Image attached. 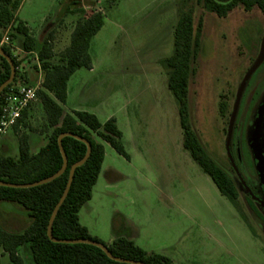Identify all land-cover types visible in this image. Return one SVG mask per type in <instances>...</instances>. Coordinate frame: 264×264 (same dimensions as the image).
Returning <instances> with one entry per match:
<instances>
[{"label":"rangeland","instance_id":"1","mask_svg":"<svg viewBox=\"0 0 264 264\" xmlns=\"http://www.w3.org/2000/svg\"><path fill=\"white\" fill-rule=\"evenodd\" d=\"M84 1L95 6H86ZM112 1L83 0L79 6L84 11L82 18L103 11L106 23L92 41L94 70L82 69L72 77L66 110L93 111L104 122L108 114L118 116L119 99H114L124 96L131 127L122 121L120 128L131 160L103 143V172L94 200L80 212L82 224L103 243L124 237L149 253L170 258L172 264H264V243L258 238L257 219L247 201L251 190L227 149L242 91L232 140H241L244 146L245 177L256 183L253 164L259 167L261 163L264 175V127L259 134L255 126L264 113L263 13L258 8L247 12L239 6L219 17L198 0ZM66 2L25 0L21 17L29 19L33 28L47 19L45 32L38 33L39 45L51 35L55 39L56 29L66 26L61 17L55 19ZM182 10H192L196 30L201 24L189 86L190 122L208 154L235 181L240 207L221 195L183 145L178 104L160 64L173 54L174 28ZM17 47L20 43L14 41V56L25 57ZM64 48V43L56 45V61ZM33 65L28 62L26 70H36ZM132 90L140 101H131ZM222 101L228 105L225 118L220 112ZM25 124L18 133L5 136L13 145L22 133L38 134L48 141L52 131L47 130L41 101L29 112ZM109 166L114 173L107 184L104 173ZM8 220L0 216V223L12 228ZM20 255L26 264H34L27 248H22ZM9 263L8 254L0 248V264Z\"/></svg>","mask_w":264,"mask_h":264},{"label":"trees","instance_id":"2","mask_svg":"<svg viewBox=\"0 0 264 264\" xmlns=\"http://www.w3.org/2000/svg\"><path fill=\"white\" fill-rule=\"evenodd\" d=\"M24 0H0V46L12 57L16 69L19 66L13 54V43L18 41L25 53H36L42 68V89L39 99L47 120V130L52 133L47 144L38 154L30 153L28 134L19 135V154L17 157L5 156L1 149L0 138V181L11 184H33L52 177L63 166L64 160L59 147V137L65 133H73L88 140L92 145L91 156L79 167L74 176L69 194L60 207L52 228L53 237L64 240H93L108 246L110 252L119 258L139 261L145 264H172L170 258L149 253L124 237L111 243H103L93 237L80 222V212L92 200L105 160V147L109 144L119 155L126 159L129 156L123 145V134L113 117L102 123L97 116L89 112L76 111L66 113L64 105L68 97V83L80 69H92L90 46L93 38L105 25V14L96 11L87 18L77 21L71 36L70 46L54 59V37L51 35L41 45L30 34V30L22 23H15V15ZM86 6L95 3L84 1ZM116 0L112 1L115 3ZM205 9L219 17H226L235 8L241 6L251 12L258 8L264 15V0H198ZM82 0H74L73 5H82ZM192 10H182L179 21L174 28L173 54L160 61L168 80V88L173 94L179 108L180 123L183 130V145L193 160L216 184L222 196L240 207V193L235 181L206 151L198 134L190 122L189 86L194 74V61L200 47V30L194 27ZM10 27L11 44H2L5 31ZM11 66L0 55V87L9 80ZM19 72L16 71V80ZM14 84L7 87L6 93ZM0 97V107H1ZM228 105L222 101L221 116H227ZM28 111L14 128L16 133L25 124ZM26 125V124H25ZM236 128V124H235ZM68 157V168L56 180L37 187L16 189L0 187V203L18 206L25 211L29 222L18 230H13L0 223V247L8 254L9 264H26L20 255L22 248H27L34 264H124L111 260L103 250L88 244H60L52 242L48 237V227L56 206L67 187L73 165L82 161L88 151L87 145L73 137L62 140ZM234 145V138L231 148ZM250 209L256 212L253 200L247 197Z\"/></svg>","mask_w":264,"mask_h":264},{"label":"crops","instance_id":"3","mask_svg":"<svg viewBox=\"0 0 264 264\" xmlns=\"http://www.w3.org/2000/svg\"><path fill=\"white\" fill-rule=\"evenodd\" d=\"M99 1H102V0H99ZM24 3H25V0L23 1L20 9L17 11V13L15 15V21L14 22L15 23L22 22L30 30V34L31 35H32L33 31L37 32V35H32V36L37 41H39V36L40 35H38V33L39 34H43V32H45V28H46V24H47L46 20L47 19L44 20L43 24L41 26H39V28H33L32 25L30 24L29 19L21 17V12L23 10ZM66 3H67L66 5H64L63 7H61L58 10V12L56 13V16H55V19L56 20L61 17L60 20H63L65 22V25L66 26L64 28H58V29H56V36H55V39L53 40V45L55 44V46H54V54H56V52H57L56 51L57 50L56 49V45H58L60 43H64L65 48L62 51H64L67 47L70 46L71 36H72L73 31H74L75 25H76L77 21L84 16L83 15L84 11H83L82 7H79L80 5H78V7H75V8H72L70 6V5H72L74 3V0H67ZM105 20H106V17H105ZM105 23H106V21H105ZM94 38H93V40H94ZM91 46H92V42H91ZM91 46H90V50H91ZM16 49L19 52H21L22 54H24V52L21 50V48L17 47ZM23 56H25V57H31L32 58V57H36L37 55L36 54H34V55L33 54L32 55H26V53H25V55H23ZM90 56H91L92 61L94 63V60H93V57H92L91 53H90ZM33 67H35V64L33 65ZM83 69H85V68H83ZM80 70H82V69H80ZM87 70H89L90 72H93L94 69L92 68V69H87ZM34 71L27 70V78L32 83L33 82L35 83L38 80V75H39L36 70H34ZM72 77H71V79H72ZM71 79H70V81H71ZM70 81L68 83V97H67V102L63 106L64 107V110L66 111V113H73V112H76V111L89 112V113H92L95 116H97V118L99 119V116L95 112H93V111L82 110V109L81 110H79V109H69L68 111L66 110V106H67V104L69 102V99H70ZM116 93L118 95V92H116ZM136 93L137 92H135L133 90H132V92L129 93V95L131 96V101L132 102H134L135 100L140 101V98L141 97L140 96L139 97L136 96ZM123 98L125 99L124 96H123ZM123 98H118V96H117L114 99V100H117V101L119 99L118 103H119V106L120 107H119V110H118L119 112L117 113L118 116H114L113 114H108L106 116V120L104 122H102L99 119L102 123H105L106 121H108L109 119H111V118L114 117L117 120V124H118V127H119L120 130H121L120 123H122V121L125 122L127 128L131 127L130 114L127 112V110H126V107L127 106L125 105L126 99H125V102H124ZM79 108H82V107H79ZM95 109H98L97 106L95 107ZM121 132L123 134V138H122L123 145H124L125 150H126L128 156H129V159H126V158L125 159L127 161H130L131 160V155H130V152H129L126 144H125V134H124V132L122 130H121ZM5 136L1 137V149H2V153L5 156L17 157L18 154H19V146H20L19 145V138L18 137H15L16 145H13L12 141L10 139L6 138ZM28 137H29L30 153L32 155L38 154L39 151L41 150V148H43L47 144V140L41 139V137L38 136V134H28ZM105 160H106V149H105ZM105 160H104V163H105ZM103 166H104V164H103ZM102 172H103V167H102L101 174H102ZM113 173H114L113 167L112 166H109L106 169L105 173H104V176L107 179V184L111 183V181H110V175H112ZM101 174H100V176H101ZM99 179H100V177H99ZM98 182H99V180H98ZM97 185H98V183L96 184V186L94 188L93 197H92V200L90 202H92L94 200V198H95L94 194H95V190H96ZM106 187L108 188L109 185H107ZM3 204H5V203H0V216L1 217L4 216V217H6V219H9L8 220V223H10V224L13 223V226H12V229L13 230H18V229H20L23 226V224H27L29 222V217H28L27 213H25V211L21 210L18 206L11 204V207H4ZM10 210H13V212H11V214L8 213ZM9 215L10 216L12 215V216L11 217H8ZM80 222H81V215H80ZM81 224H82V222H81ZM83 226H85V225H83ZM85 227L89 230V228L87 226H85ZM89 232H90V230H89ZM90 234H91V232H90ZM113 240H115V239H110L108 241V244L111 243ZM3 252H4V250H3Z\"/></svg>","mask_w":264,"mask_h":264},{"label":"water","instance_id":"4","mask_svg":"<svg viewBox=\"0 0 264 264\" xmlns=\"http://www.w3.org/2000/svg\"><path fill=\"white\" fill-rule=\"evenodd\" d=\"M0 55L4 59H6L8 61V63L10 64V66H11V76H10L9 80H7L0 87V96H1V94L4 92V90L7 87H9L15 81V78H16V67H15V64H14V61H13L12 57H10L6 52H4V50L2 49L1 46H0ZM241 93H242V91H239V95H238V98H237L235 110H234V113H233V118H232V121H231V124H230V128H229L228 142H227V149H228L229 153H230V145H231L233 129H234V125H235V120H236V116H237V111H238V107H239L240 100H241ZM258 128H259V123L257 124V129H256L257 133H259V129ZM65 137H73V138H75L77 140H80V141L84 142L87 145V147H88V151H87V154H86L85 158L82 161L78 162L77 164L73 165L72 168H71L70 177H69V181H68L67 187L65 189V192H64L61 200L59 201L58 205L56 206V208L54 210V213L52 215V218H51V221H50V224H49V227H48V237H49V239L52 242H54V243H60V244H88V245H92V246L98 247L101 250H103L105 252V254L111 260L116 261V262H120V263H124V264H145V263L139 262V261H132V260L124 259V258L115 257L110 252L108 246H106V245H104V244H102L100 242H96V241H93V240H64V239H56V238L53 237L52 228H53V224H54L56 215H57L60 207L63 205L66 197L69 194L70 188H71L73 180H74L75 172H76V170L79 167L83 166L88 161V159L91 156L92 145H91V143L88 140H86V139H84L82 137H79V136H77V135H75L73 133H65V134L61 135L59 137L58 143H59V147H60V150H61V154L63 156L64 163H63L62 169L58 173H56L55 175H53L50 178H47L45 180H42L40 182L33 183V184H21L20 185V184H11V183L1 182L0 181V187H9V188H16V189L32 188V187H37V186H40V185H43V184L50 183V182L56 180L57 178H59L61 175H63L65 173V171L67 170V168H68V157H67V154H66L65 149H64L63 144H62V140Z\"/></svg>","mask_w":264,"mask_h":264},{"label":"built area","instance_id":"5","mask_svg":"<svg viewBox=\"0 0 264 264\" xmlns=\"http://www.w3.org/2000/svg\"><path fill=\"white\" fill-rule=\"evenodd\" d=\"M83 1V0H82ZM2 44L10 45V27L5 31ZM34 55L36 53H26V55ZM25 55V52H24ZM37 55V54H36ZM19 63L16 71L19 72V78L10 90L1 94L0 107V138L14 131V128L23 119L26 111L28 113L32 110L34 105L40 101L39 92L42 89V68L39 58L36 57H16ZM32 61L38 75V80L32 83L27 78V63ZM16 80V78H15Z\"/></svg>","mask_w":264,"mask_h":264},{"label":"flooded vegetation","instance_id":"6","mask_svg":"<svg viewBox=\"0 0 264 264\" xmlns=\"http://www.w3.org/2000/svg\"><path fill=\"white\" fill-rule=\"evenodd\" d=\"M259 119L257 123H255V126H257L259 123V134H262L264 127V113L261 116V123L259 122ZM231 150L234 152V154ZM231 150L230 160L240 172L246 187L251 190L252 195L248 197L253 200L256 208L255 217L257 219V225L259 229L258 238L262 243H264V175L263 169L261 168L263 164L261 163L259 167L253 164L255 174L254 177L256 178V183L253 184V182L244 175V169L247 167V165L245 159H243L244 146L242 145L241 140H236Z\"/></svg>","mask_w":264,"mask_h":264}]
</instances>
